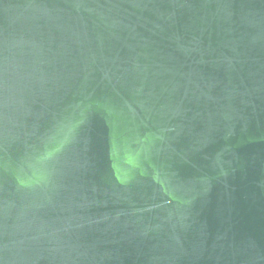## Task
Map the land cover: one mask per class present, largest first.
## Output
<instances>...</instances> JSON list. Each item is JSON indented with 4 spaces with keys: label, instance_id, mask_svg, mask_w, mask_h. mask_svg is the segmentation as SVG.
<instances>
[{
    "label": "water",
    "instance_id": "95a60500",
    "mask_svg": "<svg viewBox=\"0 0 264 264\" xmlns=\"http://www.w3.org/2000/svg\"><path fill=\"white\" fill-rule=\"evenodd\" d=\"M0 264H264V0H0Z\"/></svg>",
    "mask_w": 264,
    "mask_h": 264
}]
</instances>
